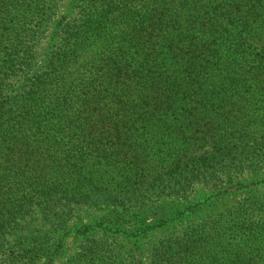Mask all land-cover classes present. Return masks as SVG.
Listing matches in <instances>:
<instances>
[{"label":"trees","instance_id":"1","mask_svg":"<svg viewBox=\"0 0 264 264\" xmlns=\"http://www.w3.org/2000/svg\"><path fill=\"white\" fill-rule=\"evenodd\" d=\"M259 178L264 0H0V264H264Z\"/></svg>","mask_w":264,"mask_h":264},{"label":"rangeland","instance_id":"2","mask_svg":"<svg viewBox=\"0 0 264 264\" xmlns=\"http://www.w3.org/2000/svg\"><path fill=\"white\" fill-rule=\"evenodd\" d=\"M150 166L146 169V181L149 182L160 178H164L168 170L169 164L165 161L162 162L160 160H153L150 163ZM164 175V176H163ZM259 183L255 185V187L258 190H262L264 188V183H262V178L258 179ZM250 182V181H248ZM203 194L206 195L205 192ZM246 198L243 194H234L230 195L227 197L223 198H212L209 200L207 203L203 205L201 210L196 213H192L191 216L185 218V221L182 220V218L170 223L166 227H163L162 229H159L155 232L153 238H146V239H141V250L139 251V256H141L145 261L148 260V253H145L144 250L148 244V242L151 240L153 241H160L163 237V235H169L173 234L178 230H181L184 228L186 225H190L191 223H194L198 220H202L204 218H208L209 216H215L219 212L227 209V208H232L235 206L238 202H240L242 199ZM197 200V199H195ZM180 209L177 207V205H169L168 211L169 210H178ZM133 226L128 225L127 229H131ZM59 237V235H58ZM61 239V238H60ZM123 239V238H122ZM124 240V239H123ZM125 241V240H124ZM134 241V240H133ZM80 238L74 235H68L65 238H63V243H64V248L62 253L60 254L59 257L56 258L55 262L53 264H64L68 260V256L72 255L75 253V251L78 249L80 245ZM128 245L132 244L131 241H125ZM132 246V245H131Z\"/></svg>","mask_w":264,"mask_h":264}]
</instances>
